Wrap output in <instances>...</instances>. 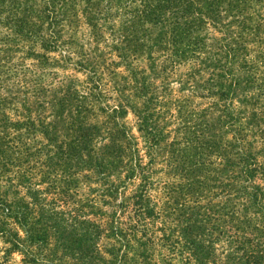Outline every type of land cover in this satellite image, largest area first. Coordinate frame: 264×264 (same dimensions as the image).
I'll return each mask as SVG.
<instances>
[{
    "label": "rangeland",
    "instance_id": "obj_1",
    "mask_svg": "<svg viewBox=\"0 0 264 264\" xmlns=\"http://www.w3.org/2000/svg\"><path fill=\"white\" fill-rule=\"evenodd\" d=\"M260 5L253 1L251 8L243 13V17L250 18L248 26L256 20V13L264 14ZM74 8L78 19L70 16L73 20L71 24L63 21L60 27H56L58 32L53 49L45 51L38 44L31 45L45 58L27 53L29 44L25 41L0 43V48L10 49L5 58L0 53L2 112L11 121L25 123L26 115H29L35 125L37 118L52 123L55 139L48 141L39 127L6 128L9 136L14 137V144L23 148L14 155L20 160L19 170L24 177L16 184L11 173L16 166L15 163L10 165V172L3 174L10 179L0 177V196L13 200L16 196L13 189H16L18 195L28 201L26 188L30 182L31 187L38 190L37 206L48 210L46 214L53 211L49 222H55L56 226L49 230L46 243L36 244L25 240L24 229L9 220L8 227L17 232L22 241L18 249L8 250L10 245L0 237V264H22L24 249L38 264H118L121 254L128 264H146L147 261L148 264H264V230L257 234L248 229L239 230L238 244L230 239L234 231L227 228V222L221 221L225 216L220 215L222 218L213 229L187 236L183 233L184 218L190 211L171 216L162 211L166 197L161 184L175 179L165 174L166 147L158 151L149 166L152 181L148 188L150 205L158 216L146 222L145 231L138 222L129 225L131 207L121 206L128 203L126 198L137 189L138 179L125 180L124 168L119 164H115V168L109 166L103 176H98L94 169L83 166L80 160L60 156L55 147L60 141L70 138L72 129H69V121L77 116L78 111V118L83 115L84 123L99 128L100 136L94 137L92 146L100 148L107 142L104 130L113 126L109 118L110 109L120 105L126 113L116 120L126 125L139 153L143 155L146 142L143 132L137 130L138 122L134 115L135 109L142 106V97L135 95L133 87L134 79L140 82V78L149 85L147 96L151 94L154 97L149 107L155 114V124L164 133L168 132L159 146L165 143L164 140L171 139L179 141L182 146L185 143L183 137L191 129L193 112L209 106L215 108L209 110L215 111L222 103L216 95L206 94L207 90H217V86L210 83L212 66L208 64L220 59L218 53L215 54V46L221 31L205 26L197 33L203 37L206 50L205 54H199L200 58H163L156 53L154 58H147L145 52H129L127 57L119 58L118 53L111 49L107 32L102 30L101 36L94 35L79 15L83 3L78 1ZM222 21H226L225 17ZM1 31L4 29L1 28ZM237 31H241L239 25L230 24L225 30L226 40L230 44L236 41L245 46L248 52H244L247 55L243 58L250 62L253 60L257 70L253 69L251 73L256 76L253 84L243 88V83H240L229 94L228 100L241 110L243 114L240 116L247 121L249 112L259 115L264 110V31L257 32L256 36L244 42L234 39ZM240 56L235 60H239ZM235 74L240 78L246 77L241 70L236 69ZM61 98L66 100L62 106ZM262 120L255 123L259 125L257 127H247V134L263 129V114ZM248 139L257 149L264 142V134L255 133ZM25 148H28L27 152ZM210 157L215 160L214 155ZM258 159L264 162V153ZM121 180L124 186L120 185ZM257 183L264 184L262 181ZM109 184L116 185L117 190L110 192ZM215 195H204L197 203L203 206L208 201L222 202L225 198L219 191ZM187 203L193 205L190 201ZM252 210L248 209L246 214L256 216ZM191 216L193 219L194 216ZM114 228L125 234L123 240L114 234ZM166 235L169 238L166 239ZM189 239L197 247L194 251L196 259L193 251V255L185 256L182 244H187L185 240ZM126 241L124 247L122 242Z\"/></svg>",
    "mask_w": 264,
    "mask_h": 264
},
{
    "label": "trees",
    "instance_id": "obj_2",
    "mask_svg": "<svg viewBox=\"0 0 264 264\" xmlns=\"http://www.w3.org/2000/svg\"><path fill=\"white\" fill-rule=\"evenodd\" d=\"M78 1L83 3L79 15L84 18L94 35L101 36L102 30L107 32L111 49L118 53L119 58L127 57L129 52H145L147 58H154L155 53L163 58H200L199 54H205L206 50L203 37L197 33L205 26L221 31L215 46V54L218 53L220 59L208 64L212 66L210 83L216 85L217 90H207L206 94L216 95L222 103L215 111L209 110L211 107L215 109L209 106L193 112L191 129L183 137L185 143L182 146L174 139L164 140L165 143L159 146V142L168 132L164 133L155 124V114L149 107L154 97L146 94L149 85L141 78L140 82L134 79V93L142 97V106L135 109L134 115L138 122L137 130L143 132L146 142L143 155L139 153L134 137L126 125L116 120L118 117H124L126 113L120 105L110 109L111 115L108 113L113 126L104 130L107 142L100 148L95 149L92 146L94 137L100 136L99 128L84 123L82 121L84 116L79 115L78 118L77 111V116L69 121V129H72L70 138L60 141L55 146L56 152L60 156L80 160L83 166L94 169L98 176H103L109 166L115 168V164H119L124 168L125 180L138 179L137 189L126 198L128 203L121 206L131 207L129 225L138 222L145 231L146 222L153 221L158 216L157 211L150 205L148 188L152 181L149 166L158 151L166 147L164 152H167L168 156L165 158V174L175 179L161 184L166 197L162 211L168 216L190 211L184 218L185 235L190 236L195 232L201 234L203 231L213 229L222 216L226 219L221 221L227 222V228L234 231L230 239L238 244L239 230L243 232L248 229L255 234L263 232L264 184L260 185L257 181L264 182V162L258 159V156L264 153V142L255 149L252 146L253 141L249 140L248 136L255 133L264 134V128H258L259 130L249 134L246 131L247 127L259 126L255 123L263 121L264 110L260 111L259 115L254 111L249 112L245 121L244 117L240 116L243 114L241 110L228 100L229 94H232L240 83H243V88L253 84L256 76L251 73L253 69L257 70V67L253 60L250 62L243 58V55H247L244 52H248L245 46L236 41L230 44L226 40L225 30L230 24L239 25L241 31H237L234 39L243 42L256 36L257 32L264 31V14L256 13V20L250 26L247 25L250 18L242 16L251 8L250 4L253 1L261 3L260 7L264 13V0H0V43L25 41L27 45L29 44L27 53L37 58H45L44 54L35 52L31 45L38 44L45 51L53 49L56 46L55 35L58 32L56 27H60L63 21L71 24L73 20L70 16L78 19L74 8ZM223 17L226 21H222ZM1 28L4 31H1ZM9 51L10 49L4 46L0 48L4 58ZM239 55L240 59L235 60ZM236 69L244 71L246 77L237 76ZM65 101L61 98L60 105L62 106ZM1 102L2 98H0V177L9 180L10 176L3 174L10 172L9 166L15 163L16 169L11 173L17 184L24 176L19 170L20 160L14 153H19L23 148L14 144V137L9 136L6 128L39 127V131L48 141H54L52 136L54 127L52 123H46L39 118L35 125L29 115H26L25 123L11 121L2 112ZM227 134L228 138H224ZM24 150L27 152L28 148ZM210 155H214L215 160H212ZM123 180L120 184L122 186ZM10 185L15 187L13 183ZM109 187L110 192L117 190L116 185L109 184ZM217 191L225 195L222 202L208 201L203 206L197 203L204 195L216 196ZM13 192L16 195L13 200L8 201L0 196V237L4 243L10 245L8 250L18 249L22 241L17 232H12L8 227L9 220L18 223L24 229L25 240L28 242L46 243L50 236L49 230L56 228L55 222H49L53 211L46 214L48 210L37 206L38 190L32 188L30 182L26 188L30 200H24L16 189H13ZM187 201L193 205H189ZM248 209H253L251 212L256 216L246 214ZM191 215L194 216L193 219ZM220 215L222 216L219 217ZM112 230L122 240L125 238L120 229ZM164 237L169 238L167 235ZM185 241L187 244L182 246L188 258L194 254L197 247H194L193 240ZM122 245L125 247L127 241L122 242ZM22 253L24 255L22 264H38L27 249ZM123 257L121 254L118 264H128ZM194 258L196 259V253ZM145 263L148 264V261Z\"/></svg>",
    "mask_w": 264,
    "mask_h": 264
}]
</instances>
